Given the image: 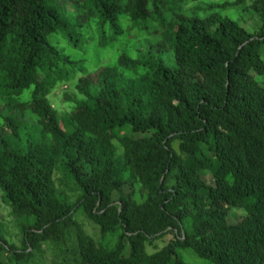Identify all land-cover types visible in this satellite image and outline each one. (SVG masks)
Listing matches in <instances>:
<instances>
[{"label": "trees", "instance_id": "obj_1", "mask_svg": "<svg viewBox=\"0 0 264 264\" xmlns=\"http://www.w3.org/2000/svg\"><path fill=\"white\" fill-rule=\"evenodd\" d=\"M172 1L0 0V191L17 237L0 220V264H202L185 250L264 264V0ZM134 27L158 36L136 57L92 74L74 54ZM73 80L61 114L49 94ZM231 207L246 213L229 222Z\"/></svg>", "mask_w": 264, "mask_h": 264}, {"label": "rangeland", "instance_id": "obj_2", "mask_svg": "<svg viewBox=\"0 0 264 264\" xmlns=\"http://www.w3.org/2000/svg\"><path fill=\"white\" fill-rule=\"evenodd\" d=\"M224 1L227 0H173L172 3L181 12L188 14L190 13V11H192V9L198 13H203V11L208 8L209 3H222ZM247 3H250V1H248ZM220 12L224 15H229L232 18L240 20L242 24L246 25L247 27L258 28L261 23L257 14H252L249 11L243 9V7L228 6L220 9ZM155 39H158L157 34L155 36H152L146 33L144 30H138L135 27L129 28V30H127L126 28L125 31L118 36V39L113 42L111 46L105 48L104 50L98 51L95 45L93 46L92 44H90L87 46V51L85 53H82L81 51H74V54L77 57L83 56L87 59L86 71L87 73L90 72L93 74V72L104 63L115 64L118 53H120V51L126 52L127 54L136 57L140 52L146 50V46L149 43L153 42ZM171 57V53L164 54V58L168 63H171ZM74 86L75 81L73 80L68 83L56 86L49 94V98L52 104L59 111V113L66 114L67 112H69L74 104L73 101H71V97H79V94H77ZM244 213H246V211L243 207H231L228 212L227 220L229 222H236ZM15 219L16 216L3 202L0 191V220L7 223V229L10 233L9 237L12 240H17L15 234L16 229L14 228L12 222ZM85 227L86 230L89 233L93 234L96 238L99 236V233L92 225L86 224ZM172 236V234H167L162 238L157 239L154 244L148 247V250L153 251L157 248H160L166 242H168V240L172 238ZM183 255L185 259L188 260L189 258L190 262L209 264V260L200 258L191 250L183 251Z\"/></svg>", "mask_w": 264, "mask_h": 264}]
</instances>
